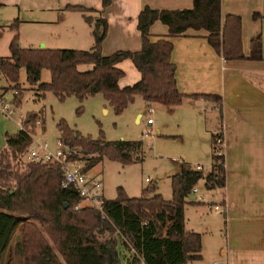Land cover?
Instances as JSON below:
<instances>
[{
	"label": "trees",
	"instance_id": "1",
	"mask_svg": "<svg viewBox=\"0 0 264 264\" xmlns=\"http://www.w3.org/2000/svg\"><path fill=\"white\" fill-rule=\"evenodd\" d=\"M109 1L101 0V6ZM68 7L80 11L86 23L98 25L92 45L87 49L24 47L17 44L14 32L8 42V55H0V74L6 80L2 87L10 84L13 89L21 88L18 73L22 67L27 83L35 84L40 93L51 91L58 100L73 95L81 102L99 93L118 113L134 95H140L146 106L155 102L170 108L186 96L219 100L214 93H183L177 89L169 58L171 37L187 35L188 30H204L208 45L224 59L244 57L239 17L226 14L220 22V0H192L187 9L143 6L136 16L139 49L109 54L100 52L105 21L97 16L91 18V9ZM154 21L164 24L167 33L151 42L148 28ZM9 27L15 30V23ZM260 48L257 34L249 39L246 58H261ZM125 57L130 58L139 77L118 86L117 79L123 71L116 63ZM82 64L88 66L80 69ZM42 68L48 70L47 81L39 80ZM18 101L19 98L12 100L15 104ZM80 109L81 104L76 110ZM36 117V112H26L22 125L31 124ZM55 126L58 139L70 149L69 155L84 161L83 170L102 157L127 163L133 160L132 151H141L140 139L107 140L101 129L95 137L82 135L62 118ZM216 134H212L211 143ZM30 143V135L19 128L5 135V145L0 149V264H188L200 257V234L184 228L182 206L185 202H198L187 197L197 183L201 182L206 190L224 185L222 154H216L212 144L211 163L206 171L186 165L170 175L169 199L156 191L155 183L143 187L138 195H127L118 186L115 196H102L104 215L100 217L92 206L72 208L77 197L73 188L60 185L58 165L21 162ZM104 230L112 234L110 245L96 235ZM14 234L16 238L11 243ZM121 253L125 256L121 257Z\"/></svg>",
	"mask_w": 264,
	"mask_h": 264
},
{
	"label": "crops",
	"instance_id": "2",
	"mask_svg": "<svg viewBox=\"0 0 264 264\" xmlns=\"http://www.w3.org/2000/svg\"><path fill=\"white\" fill-rule=\"evenodd\" d=\"M191 5L192 0H110L105 7L101 6V0H0V37L9 42L16 32L19 46L87 49L93 43L96 24L86 23L80 11L68 7L80 6L91 9L89 15L100 17L106 23L100 44L102 54L133 51L140 47L136 16L143 6L174 10ZM219 12L220 22L226 14L239 17L243 58L224 59L208 45L204 30H188L187 35L170 38L169 58L177 89L183 93L219 96L218 102L208 97L186 96L168 108L169 113L177 112L178 118H182L183 130L200 132V141L192 148L196 152H189V158L204 161L208 148L213 145L212 134L219 132L222 137L224 185L208 193L213 200L209 203L222 202L220 225L215 232L218 238L210 234L206 244L203 238V233L211 229L206 221L209 225L217 219H204L198 224L200 228H187L184 219L183 224L185 229L200 234V257L193 260L206 258V253L211 252L209 264H264V0H220ZM12 23L15 30L9 27ZM148 30L151 42L167 33V27L159 21L151 23ZM257 34L261 58H246L249 39ZM6 47L8 50V43ZM116 66L123 71L117 79L118 86L138 79L139 72L130 58L120 59ZM0 82V86L6 84L1 77ZM6 92L2 94L5 96ZM13 111L14 107L8 113L0 111V149L5 145V135L19 129V120L24 115L19 112L14 118L10 115ZM139 115L137 112L136 117ZM31 134L28 147L37 140ZM177 165L173 173L180 169L181 165ZM200 192L207 200L205 193ZM202 202L195 203L202 205ZM205 214L208 213L205 211Z\"/></svg>",
	"mask_w": 264,
	"mask_h": 264
},
{
	"label": "rangeland",
	"instance_id": "3",
	"mask_svg": "<svg viewBox=\"0 0 264 264\" xmlns=\"http://www.w3.org/2000/svg\"><path fill=\"white\" fill-rule=\"evenodd\" d=\"M90 17L93 18V15H90ZM3 29L7 30L5 27ZM7 43L6 38L0 37V55H8ZM87 66L82 64L79 68L84 69ZM48 76V70L42 68L39 80L47 81ZM0 77L4 79L1 74ZM18 81L21 87L19 89H13L10 84L7 87L0 86V93L7 91L4 96L5 99L12 101L19 98L18 104L12 102L14 111L10 115L15 118L19 112L24 114L28 111L36 112L41 124L33 128V137L39 141H46L50 148L54 147L58 138L59 132L55 124L60 118L65 120L70 128L82 135L95 137L101 129L103 137L107 140L140 139L142 141L141 151L131 152L132 161L121 163L117 160L102 157L86 169L88 175H93L99 179L101 193L104 197L115 196L118 186H121L127 195H138L143 187L155 183L156 191L164 199H169L171 196L170 175L175 171L177 164V166H186L197 162L202 164L201 170L206 171L209 168L212 151L210 148H208L207 157L204 161H194L189 158V152H196L192 148L199 143L198 134L200 132L198 130H183L182 118H178L177 112L169 113L168 108L163 104L151 102L152 111L148 112L145 100L140 95H134V98L121 111L116 113L99 93L89 95L81 102L73 95L58 100L49 90L40 93L35 88V84H29L25 81L22 67L19 69ZM79 104H81V109L77 111L76 108ZM137 112L140 113L138 117H136ZM148 116L153 120V123L149 125L145 123ZM216 118H219L217 113ZM147 128H151L152 132L143 135ZM176 134L179 135L176 136ZM20 160L21 162L27 161L25 153ZM77 160L82 164L84 162L82 159ZM197 186L200 191L205 193L207 200L203 201L204 204L202 205L195 202H185L182 206V213L187 228L190 226L200 228L201 226L198 224H202V221L206 218L217 219V222L212 221L209 225L206 221V225L211 228L203 233L206 244V239L210 237V234H216V226L220 225L222 211H220L221 208L214 209L213 202H208L213 201L208 197L210 191L204 189L201 182L197 183ZM215 194H217V191H215ZM214 198L217 199V196ZM208 204L211 206L210 208ZM221 204L218 203L219 206ZM205 211L208 214H205ZM213 228H215V231ZM96 235L106 245L111 244L112 234L110 232L104 230L101 233H96ZM15 238L14 234L10 242L13 243ZM214 238L217 239L218 236L215 235ZM123 252L126 254L124 250ZM210 253H206V258L204 256L200 260L190 261L189 264H209L207 262L211 261L210 256H212ZM121 254V257L125 256V254Z\"/></svg>",
	"mask_w": 264,
	"mask_h": 264
},
{
	"label": "built area",
	"instance_id": "4",
	"mask_svg": "<svg viewBox=\"0 0 264 264\" xmlns=\"http://www.w3.org/2000/svg\"><path fill=\"white\" fill-rule=\"evenodd\" d=\"M12 109L11 100L5 99L4 95L0 93V111L8 113ZM147 111H152V106H147ZM152 119L150 116L146 117L145 123L151 124ZM40 124V119L35 118L31 124L26 126L22 125L21 119L19 120V128L26 131L30 137L33 132V128ZM151 128H147L143 135L150 134ZM216 134V133H215ZM32 141V137H31ZM222 137L219 132L214 136L213 149L216 154L221 153ZM27 160H31L37 163L56 164L59 167L61 178L60 185L62 187H70L75 191L77 197L76 202L72 205L73 209H78L82 206H92L100 213V217L104 215L102 208V193L101 185L98 178L93 175H88L86 169L83 170L82 163L78 162V158L71 157L70 149L66 144H63L59 139L56 140L53 148L48 146L46 141L36 140L35 144L27 147L25 151ZM196 169H201L202 165L196 163L191 165ZM146 180V177L144 178ZM190 193L193 194V198L197 201H205L206 197L202 194L197 185L190 188ZM214 209H220V206L216 203L213 204Z\"/></svg>",
	"mask_w": 264,
	"mask_h": 264
},
{
	"label": "water",
	"instance_id": "5",
	"mask_svg": "<svg viewBox=\"0 0 264 264\" xmlns=\"http://www.w3.org/2000/svg\"><path fill=\"white\" fill-rule=\"evenodd\" d=\"M94 30H95V31L97 30V24L94 25ZM187 197L191 199V198H193V194H192V193H189V194L187 195ZM63 204L66 205V202H64Z\"/></svg>",
	"mask_w": 264,
	"mask_h": 264
}]
</instances>
